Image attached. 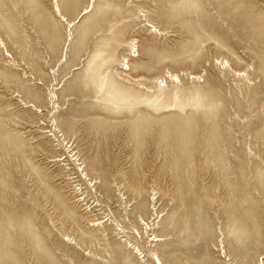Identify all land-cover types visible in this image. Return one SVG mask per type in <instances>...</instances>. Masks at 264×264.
<instances>
[{
  "label": "rangeland",
  "instance_id": "rangeland-1",
  "mask_svg": "<svg viewBox=\"0 0 264 264\" xmlns=\"http://www.w3.org/2000/svg\"><path fill=\"white\" fill-rule=\"evenodd\" d=\"M54 9L0 0V264L262 261L264 0Z\"/></svg>",
  "mask_w": 264,
  "mask_h": 264
},
{
  "label": "bare ground",
  "instance_id": "bare-ground-1",
  "mask_svg": "<svg viewBox=\"0 0 264 264\" xmlns=\"http://www.w3.org/2000/svg\"><path fill=\"white\" fill-rule=\"evenodd\" d=\"M53 3H54V11L55 13L63 20L67 23V30L70 32L71 29L76 25V23L80 22L85 15H87L88 13H90L91 11H93L94 9V6H95V0H89V5L86 9H84L77 17L76 19L72 20V21H69L67 19V17L62 13V10L60 8V4L58 2V0H53ZM157 29V28H156ZM159 31V33L162 35L164 34L161 30L157 29ZM66 50H64V53H63V57L64 59L67 57V48L65 47ZM173 76V75H172ZM28 105H32V104H28ZM83 177L85 179H87V175L83 172ZM110 219H102V220H97L95 221L92 225L94 226H101V227H104V223L109 221ZM157 237V236H156ZM66 240H69V239H66ZM156 240L160 241L162 240V237L159 238L157 237ZM257 264H264V255H262V261H260L259 263Z\"/></svg>",
  "mask_w": 264,
  "mask_h": 264
}]
</instances>
